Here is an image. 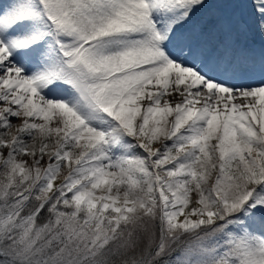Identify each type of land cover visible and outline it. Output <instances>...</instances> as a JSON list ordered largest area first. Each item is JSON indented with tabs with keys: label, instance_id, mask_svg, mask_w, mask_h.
<instances>
[{
	"label": "snow or ice",
	"instance_id": "obj_1",
	"mask_svg": "<svg viewBox=\"0 0 264 264\" xmlns=\"http://www.w3.org/2000/svg\"><path fill=\"white\" fill-rule=\"evenodd\" d=\"M0 264H264V0H0Z\"/></svg>",
	"mask_w": 264,
	"mask_h": 264
}]
</instances>
